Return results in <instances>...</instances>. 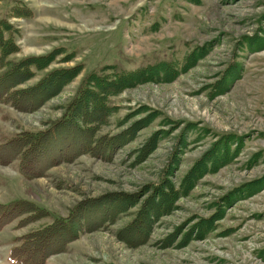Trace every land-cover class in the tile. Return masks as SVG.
Listing matches in <instances>:
<instances>
[{
  "label": "rangeland",
  "instance_id": "obj_1",
  "mask_svg": "<svg viewBox=\"0 0 264 264\" xmlns=\"http://www.w3.org/2000/svg\"><path fill=\"white\" fill-rule=\"evenodd\" d=\"M0 20L15 31L18 51L10 59L61 49L23 86L51 69L81 66L34 111L0 105V143L47 128L91 70L160 61L181 70L193 50L200 53L165 82L109 97L115 110L98 134L146 121L110 160L79 153L32 180L19 176L16 161L0 165V203L26 199L63 218L78 201H108L104 222L45 264H264V0H0ZM65 55L70 60L61 62ZM63 142H47L46 149L54 152ZM45 155L34 158L33 167L46 162ZM193 166L204 173L185 191L180 184ZM161 183L176 199L150 224L146 242L127 246L116 231ZM131 194L136 204L110 213L111 196ZM50 215L19 229L15 221L3 226L0 264H12L7 256L15 237L49 224Z\"/></svg>",
  "mask_w": 264,
  "mask_h": 264
},
{
  "label": "trees",
  "instance_id": "obj_2",
  "mask_svg": "<svg viewBox=\"0 0 264 264\" xmlns=\"http://www.w3.org/2000/svg\"><path fill=\"white\" fill-rule=\"evenodd\" d=\"M13 33L15 31L11 25L0 20V105L8 106L17 112H31L60 92L66 83L79 74L81 66L77 64L51 69L33 85L23 86L34 76L35 71L45 69L62 52L61 49L60 51L53 49L45 55L10 59L9 57L18 51ZM198 49L186 57L185 64L180 67L181 70L176 69L174 63L161 61L131 70L117 69L113 66L91 70L78 83L74 97L64 106L60 117L48 124L47 128L14 134L0 143V165L6 166L16 161L19 176L24 180H32L43 177L44 172L54 165L72 162L79 153L94 159L110 160L118 148L131 138L133 130L139 129L146 121L144 119L135 121L131 127L113 135L98 134L99 126L115 110L114 106L109 105V97L138 84L161 83L175 77L179 70L183 72L200 55ZM70 58L69 55H65L61 62H66ZM62 140L64 142L56 151L48 152L47 142L60 143ZM214 151L217 152L212 148V152ZM39 154H46L48 159L40 166L33 167L34 158ZM143 157L144 154H141V158ZM203 168L205 170L204 166ZM203 173L197 166H193L181 182V188L184 184L185 191L189 190ZM132 196V194L121 198L111 196V200L114 201L110 205L112 206L110 213L126 210L136 204L135 199H130ZM104 197L78 201L63 218L50 215L46 209L26 199L17 198L0 203V230L12 221H15V227L19 229L40 218H47L49 215L51 217L49 224L33 229L22 237L14 238V245L8 252V260L13 264H45L49 256L65 252L67 244L80 233L91 231L104 222L107 213L105 209L108 208V201L102 199ZM175 199L176 192L170 185L161 183L154 186L152 194L141 202L133 219L116 231V237L129 247L146 242L150 224L160 217L163 211L168 212ZM100 202L103 206L101 211ZM112 220L111 215L110 221ZM197 234L200 237L202 233Z\"/></svg>",
  "mask_w": 264,
  "mask_h": 264
}]
</instances>
